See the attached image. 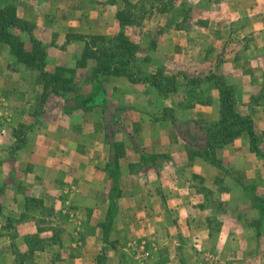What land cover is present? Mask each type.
<instances>
[{
	"label": "crops",
	"instance_id": "0c3cea01",
	"mask_svg": "<svg viewBox=\"0 0 264 264\" xmlns=\"http://www.w3.org/2000/svg\"><path fill=\"white\" fill-rule=\"evenodd\" d=\"M10 2L20 18L36 25L33 34L47 45L50 68L69 66V61L81 57L85 42L77 38L66 43L68 34H132V28L122 27L117 17L121 0H0L1 5ZM220 4L194 30L170 28L158 36L161 77L167 82L174 75L177 79L167 92L125 75L92 81L95 62L89 60L78 70L82 94L67 101L50 95L38 110L43 86L36 85L34 74L17 61L10 46L0 42V211L4 212H0V256L7 264H15L16 254L5 219L33 215L16 223L24 234L40 233L34 203L51 210L53 222L63 216L67 226L78 224L89 230L76 248L64 241L68 245L56 264H96L98 254L115 239L126 258L108 249L112 264L122 258L130 264L261 263L258 259L264 253L242 246L245 230L237 225L230 227L236 234L230 239L234 247L222 252L221 241L214 248L213 218L201 196L226 186L223 193L230 190L239 197V188L227 189L232 185L229 177L236 179L258 198L250 208L263 219L264 159L251 150L248 134H242L215 151L227 168L223 183L220 168L206 159L205 145L189 135L186 139L179 129L184 122L207 131L210 123L220 120V87L208 76L216 73L235 87L240 112L264 130V100L252 103L264 91V0H220ZM20 33L30 40L28 32ZM12 62L17 69L9 68ZM23 125L28 126L24 142L14 150ZM116 153L115 168L111 163ZM112 198L116 205L110 214ZM238 204L232 206L241 210ZM108 216L114 230L110 227L106 241L103 227ZM189 245L202 249L195 258L188 255ZM207 248L218 255L213 257ZM182 250L187 251L188 262L181 260ZM35 251L38 258L47 254Z\"/></svg>",
	"mask_w": 264,
	"mask_h": 264
},
{
	"label": "rangeland",
	"instance_id": "374dc122",
	"mask_svg": "<svg viewBox=\"0 0 264 264\" xmlns=\"http://www.w3.org/2000/svg\"><path fill=\"white\" fill-rule=\"evenodd\" d=\"M130 1L137 3L139 0ZM124 5L125 0H121L120 10H122ZM213 7H221L220 0H158V2H156V8L151 11L148 17L144 19L141 24L128 25L132 28V34L127 35L125 32L124 33L131 40L137 42L141 46L138 55V61L140 62L139 65H141L144 72L155 74L160 73L164 70V68L158 66L159 60L157 59L158 54L156 53V44L158 42V36L160 34H163L164 31L169 30L170 28H187L188 30H194L198 25H202L205 23V18L209 16L208 13ZM145 8L152 10L150 5L145 6ZM207 24H209V22H207ZM149 30H151L150 34H148V32H150ZM20 36L22 37V40L26 43V45L30 43V40L28 41L24 39L21 33ZM109 36H112V34ZM153 42H155V44ZM1 43L5 45L7 44L6 42ZM7 45L9 46V44ZM66 52L68 53L67 55L71 56L70 50ZM146 58L147 60H145ZM147 61H149V63H146ZM74 64L75 61L68 62L69 66H74ZM16 66V63L12 62L9 68L17 69ZM27 69V72L31 71L30 73L34 74V81L36 82V85H38L39 87L43 86L42 79L39 76V72L35 69ZM79 78H77V80ZM169 87L170 86H164V89L162 91L159 90V92H167V89ZM81 91L82 90L80 89L79 93H81ZM67 95V97H72L73 94L68 93ZM43 105L44 104L40 102L38 110H41ZM52 106H58V104L54 103ZM206 128H209V125ZM179 129L183 137L188 139L187 137L189 135L193 139H196L195 142L204 148V145L206 143L205 135L207 131L197 129L196 127L190 126L188 123L184 122H181L179 124ZM226 169V167L218 169V171H220L219 179H221L223 183H225L224 180H227L226 178L228 176L226 175ZM229 181L232 183V185L227 186V189H230L231 187H235L232 188V190L239 188L240 191H242V195L240 194L239 197H237L236 194L230 193V190L227 191V193H223L225 192L224 190L226 189V186H221L219 190L213 192L212 194H208L206 192L205 197L204 195L201 196L203 201L208 204L207 207L209 209H207L206 213L209 212L211 217L213 218L212 222L215 234L214 242L212 244L216 245L214 248H217L221 241H223L221 247L219 248L222 252L228 250L231 245L232 247H234L232 243L233 241H230V239L231 237L236 236V234L234 231L232 232V230H230V227L237 225V228L239 230H245V238H242V235L240 236L242 246L248 247V249H250V252L258 251L264 253V218H261L260 220L258 210L256 211L255 208V210L250 208L252 203L251 201L256 202L258 198H255L253 196L254 194L248 193L246 189L244 191V188L240 186V183H238L236 179H230L229 177ZM261 195L264 197V194ZM262 200L264 203V199ZM236 203H239L238 205L241 210H236L234 205L232 206V204H235L236 206ZM68 205L71 206L73 210H75V205L73 206L72 203H69ZM32 211L37 213V219H39L40 221V233L38 234H24L23 226L20 227L21 224L16 223L17 221L21 222L22 220H27L29 219V217L33 218V215L23 216L21 218L9 217L5 219L7 225L6 228L11 232V235H14L13 237L15 238L12 242V249L14 254H16L15 264H56V261L60 260L61 258L62 249L65 245H68L64 244V241L66 239H68V242L72 244V247L76 248L75 246H78L79 242L84 240V238H87L88 236L89 230H87V227L86 229H84V227L78 226V224L71 223V225L67 226V222L65 220V217L63 216H61L62 218L60 222L58 220H55V222H53L51 217L53 214L52 211L40 207L38 203H34ZM0 212L4 214V212ZM69 213L72 214L71 211ZM69 213L64 214L67 215L69 221H71V216ZM53 216L56 219V215L54 214ZM237 217H239L238 220H236ZM112 229L114 230V226H111V231ZM120 244L121 243L116 239L110 240L109 247H107V249H116V254H121L125 257V254L122 251V247L118 248ZM189 248L191 252H188V255L193 254V258H195L194 254H198L202 250H200L197 246L192 245H189ZM214 248L206 249V251L211 250L210 255H214L213 257H215V255L217 254V252L214 251ZM34 249L46 251L47 254L45 256L42 255L40 258H38V256H36L35 254L36 251ZM100 254L101 253H99L98 256ZM181 254V260H185L188 262L187 251L182 250ZM111 256L112 255L109 254V257L107 258L106 256V259L99 264H112V259L110 261ZM116 256L115 259L118 260ZM258 260L261 262L260 264H264V256L259 258ZM0 264H7L6 257L0 256ZM96 264H98V257ZM119 264H122V261H120Z\"/></svg>",
	"mask_w": 264,
	"mask_h": 264
},
{
	"label": "trees",
	"instance_id": "16d2710c",
	"mask_svg": "<svg viewBox=\"0 0 264 264\" xmlns=\"http://www.w3.org/2000/svg\"><path fill=\"white\" fill-rule=\"evenodd\" d=\"M156 2L158 0H139L137 3L125 0L124 7L117 14L122 27L141 24L151 11L156 8ZM147 5H150L152 10L146 9L145 6ZM34 28L35 25L33 23L18 16L13 2L5 5L0 4V42L9 44L11 52L18 62L24 64L27 68L35 69L39 72L43 84V92L40 95L41 103L47 102L50 95L62 96L66 101L79 96L80 83L77 80L78 70L86 68L89 60L95 62V66L90 73L92 81H100L104 76L125 75L132 82H146L155 86L160 91L164 89V86L174 87L177 83L175 75L168 77L167 82V78L163 79L161 77L162 72L155 74L145 73L138 61L141 46L131 40L124 31H119L112 36L104 34H93L90 36L68 34L66 42L77 38L85 42L81 57L75 61L74 66L58 65L50 68L47 62L48 47L42 40L34 36ZM21 31H26L30 34V43L28 45L22 40L20 36ZM153 43L155 44V42ZM208 76L209 78H215L220 87L221 118L217 122L210 123L207 129L204 148L207 151L205 154L206 159L212 162L214 166L220 169L223 168L222 162L215 155V151L234 142L244 133L249 136L251 150L258 157L264 159V130L255 124L251 116L240 112L235 87L226 83L216 73L209 74ZM68 93L73 94L72 97H67ZM263 100L264 91L254 98L252 103L261 104ZM22 127L23 129L16 135L17 143L14 146V150L20 148L22 142H24V128L28 129V126L23 125ZM198 152L200 154L203 153L201 151ZM118 159L119 154L116 153L111 163L115 168L118 167ZM262 204L264 205V203ZM115 205L116 201L112 198L110 214L115 211ZM110 221L111 218L109 219L108 216V220L105 221L103 227L104 239L106 241L108 240L107 233L111 227ZM107 250V247L103 248L101 254L98 256V264L106 259ZM121 261L122 264H129L123 258Z\"/></svg>",
	"mask_w": 264,
	"mask_h": 264
}]
</instances>
